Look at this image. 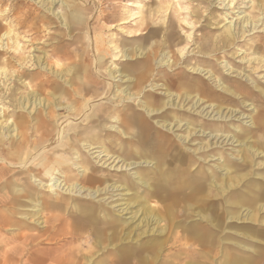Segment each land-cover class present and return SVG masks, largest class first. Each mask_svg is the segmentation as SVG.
<instances>
[{"label":"rangeland","instance_id":"374dc122","mask_svg":"<svg viewBox=\"0 0 264 264\" xmlns=\"http://www.w3.org/2000/svg\"><path fill=\"white\" fill-rule=\"evenodd\" d=\"M4 1H6V5H0V10H3L1 13H5L8 10L11 13L9 17L0 19V26L9 27L12 30L16 24L14 19L15 14L26 9L30 13L26 21L30 24H35L36 28L34 27L30 31L31 35L22 32L23 26L19 28V31L14 29L11 32L17 34L15 46H18V50L23 56L28 55V53L34 54L37 51L34 48L42 47L46 51L45 61L48 64L57 69L69 67L76 74L80 70H84L83 63L86 56L88 57L89 72L96 71L97 67H95V64L92 65L91 62L94 59L93 52L96 54L99 52L103 55V73L106 74L110 67L112 70L114 69L113 75L117 77L113 79V83L122 84V86H125L129 82L126 77L118 80V72L115 73V71L126 69L131 76L137 77L139 74V63L144 59L151 60L150 64H152L153 72L157 73L156 77L159 74L169 77L168 84H177L183 78L187 82L197 86L202 93H206L204 99L206 101L201 100L196 102L195 106H192L197 97H194L190 102L188 99L184 100L183 97L177 107H170L169 110L176 112L178 115H188L196 119L195 124L198 125L197 129L204 122L225 124L227 128L231 127L230 129L233 128V125H236L238 128L249 129L254 136L253 138L261 140V131L256 127H251L248 122L249 118L238 117L242 111L245 114L247 112L252 113L253 111L251 110L253 106L243 105V101L246 98H243L241 94L251 95L252 93V100L256 110L264 112V12H262V9L257 10L256 7L253 8L252 5H255V2L252 0H73L84 18L82 23L75 29H70L71 31H68L66 27L61 25L51 11L44 10L37 0ZM65 3L55 2L51 9L54 13H59L66 9L65 5L67 3ZM35 8H39V10H35ZM261 8H264V2ZM35 15L37 16L36 19L33 18ZM244 17H248V21L251 20V22L257 19L260 21L256 23L255 27H253L254 23H251V25L247 24L246 26V24L242 23ZM229 24L231 26L230 29H232L231 31L236 34L235 40L231 44L223 43L220 34ZM37 29H39L38 36L36 35ZM203 37L208 39L205 41ZM38 39L41 41H37ZM90 40L91 42L89 43ZM95 41L99 45L97 47L98 51H94L96 50ZM10 42H8V45H10ZM4 45H7L6 40L0 46V56L2 58L8 56V51L12 49V47L7 49L8 45L6 47ZM157 45L161 46V50L157 59L153 61V57L149 56V52L155 49ZM140 47L144 48L141 54H139L140 50H138ZM123 50L128 51V57L121 56V51ZM4 51L6 53L2 54ZM166 53V57H170L173 54V57L169 59L170 61L175 60L174 65L169 66L166 63H157ZM12 55L11 53L10 56ZM191 67L198 68V70L193 71ZM34 69V65L28 67L29 71L34 72ZM207 71H211L216 78H219V75H221L222 79L227 81V83H233L238 86L241 94L234 95L221 90L220 86H217V80L214 79L213 75L209 76ZM15 74V72L12 73V78L6 80V84L9 82L21 83V89L8 96L7 92L1 91L0 93V95H3V98L0 99V106L3 107L1 111L4 110L9 114L13 108L9 100H14L15 97L20 96V92L24 90V86L28 80L24 76L18 79ZM42 75L43 77L47 76L46 79L52 84H62L55 75L48 71L44 70ZM155 80L151 82L153 83ZM3 82L5 80H0V88ZM156 82L160 84L163 83V80L157 79ZM148 85H150V82L147 83L145 89L149 91L150 86ZM150 91L154 96L166 99L162 89L154 91L150 89ZM222 94L233 99L236 106H231L235 108L232 114L231 107L223 106L220 112L225 117H218L215 114L216 110L214 106H212V103L208 99L221 96ZM247 99L246 105L251 102L249 98ZM176 100L174 99L175 102H177ZM93 101L101 103L104 100H100L97 97ZM226 104H229L228 101ZM27 109L30 110L31 106ZM59 111L61 114L58 117L66 115L64 110L60 109ZM17 114H20L23 124L28 125L29 118L27 111L19 110ZM62 120L60 119L59 123ZM9 122H11V117L8 120ZM64 124L61 125V128ZM152 124L150 133L156 135L157 133L153 130L159 131V135H156V145L150 147L153 150L143 148L136 137L131 138L129 147H138L141 153L148 155L153 160H158L157 166H154V163H143V159H129L127 157V160H135L137 163L131 167H121L119 165H121L122 161L119 158H110L109 156H105V153L97 156L100 148H93L87 152V149L81 147L80 143H78L81 152L88 158L89 173L93 175L94 179L104 178L110 181H117L118 183L122 181L121 183L128 186L129 191H125L120 187L118 190H108L107 195L101 194L99 197L94 198L93 196H85L86 192H82L81 194L77 192H64L66 185L56 190L58 194H61V198L63 199L71 197L72 199L85 200L93 204H102L107 210L118 215L117 208L119 206H116V208H113V206L125 202V199H130L136 191L140 195H146L149 198V190L147 191L146 187H143L132 179L131 173L137 170L156 188V191L158 190V195L151 198V200H155L159 208L171 204L173 198L180 199L177 204H172L171 220L167 221V230L163 234H151L147 230L144 235L138 236L139 243L142 244L141 246H134L136 244L134 241L125 242L128 245L123 246H125L126 251L130 254L126 253L120 256L117 250L121 249L120 247L122 246L115 249V251L110 250L109 247V249L97 255L94 261H102L103 264H223L224 255L231 253L240 259L235 260L234 263L228 262L227 264H264V222L252 223L254 227L251 228L254 229L251 230L248 227L249 223L245 224L242 218L234 220L230 227L240 233H249L252 235L251 237L234 233H227L228 235L225 236L223 234L219 235L222 239L228 238L240 241L249 246V248L235 247L229 244H224L220 247H200L196 246L194 244L196 240L192 239L189 245L186 246V248L188 247L186 250L184 247L176 249L173 243H176L178 237L184 235L185 230L189 227L207 229L218 233L224 227L222 223L224 217L226 218L228 214L239 212L237 204H234V199L240 195V189H229L225 192H219L214 189L207 191L209 189V181H200V185L198 183L188 185L189 182H192V177L186 178L182 182L174 176L171 177L170 186L169 184H164L162 175L168 172L169 169L179 170L183 167L188 174H192V171L203 169L207 177L210 173L215 177H219L222 172L217 168V165L223 158L233 165L237 164L238 161L234 157V154L235 149L239 146L237 142L230 143V141H227L232 133H228L226 139H223V137L213 139V136H205V134H209V129L204 134L201 132L192 133L186 144H183L174 134H184V126L181 129L173 127L172 133L160 128L153 121ZM104 129L107 134L113 133V130L109 127H105ZM217 139L218 141L216 142ZM119 140L126 141L127 137L118 135L114 142ZM54 141L55 139L52 140V143L51 141L47 142L46 149H52ZM206 142L209 143L208 147L200 151L194 150L200 144L203 145ZM248 142H252V138ZM107 147L111 148V152H115V154L120 152L118 145L112 148L107 143ZM170 148L174 152H169ZM66 152H69V149H66ZM212 155L214 156L212 157ZM219 156H222L220 160L218 159ZM262 158L263 154L251 158L252 163L249 164L250 174L247 179L256 180L264 187V161L261 162ZM10 168L12 170L7 172L5 177L13 179L12 175L16 174L20 168L18 165H10ZM70 168L71 173L80 181L81 169H77L74 165L70 166ZM59 175L60 180H62V175ZM42 180L44 181V179ZM6 186L10 188L11 184L8 183ZM32 186L38 190L37 194L39 195L51 194V192H46L45 187L35 186V183ZM194 187H197L199 190L189 193ZM8 191L10 190L8 189ZM112 193L114 194L112 199H107ZM171 193L174 194L172 195ZM12 195L14 196L11 199L13 203L9 201L4 202L8 214L4 215V217L12 220V225L17 220L13 214V209L17 205L24 209L27 216L35 213L26 220L29 227L24 231H18L23 232L19 233V235L24 236V240L22 239L23 241H21L22 244L28 246L29 241H31L28 234L33 233L40 235L44 242L49 241L51 244H58L60 247L63 246L65 250L71 249L69 251H72L73 254H83L84 256L94 254L95 250L89 249L87 244L83 242L82 246L79 247L80 249L74 246V244H77L76 241H73L70 238L71 236L66 234L65 222L67 219H64L60 223L59 221L46 222V218L49 217L48 212L43 210L35 211L37 207L33 208L35 206L40 207L38 203L25 198H17L15 194ZM36 197L38 198V196ZM37 198H34V200ZM155 203L151 205H155ZM133 207L129 206L126 211L120 213L122 215L120 218L122 220L128 218L132 214L130 211L134 210ZM197 212H200V214L195 215L194 213ZM258 215L259 219L260 217H264V209L259 210ZM37 220L43 222L38 225L36 223ZM136 223L137 220L134 218L133 222L129 221L127 225L131 226V224L134 225ZM57 224H60V227H56ZM5 230L13 231V228L10 227ZM140 231L141 228L135 229L132 237ZM252 237L259 238V241H255ZM24 241H28L29 243ZM105 243H109V241L107 240ZM138 248L143 249L141 254L135 253L138 251L135 249ZM31 249H34V247ZM55 252L52 251L51 254ZM138 258L139 261L141 260L140 263ZM224 262L226 263V261Z\"/></svg>","mask_w":264,"mask_h":264},{"label":"bare ground","instance_id":"6f19581e","mask_svg":"<svg viewBox=\"0 0 264 264\" xmlns=\"http://www.w3.org/2000/svg\"><path fill=\"white\" fill-rule=\"evenodd\" d=\"M37 1L44 10L48 12L51 11L58 19L59 23L66 27L68 31H71L70 29H75L83 21L84 16L76 7L73 0ZM252 1L255 2V5H252L253 8L256 7L257 10L262 9V12H264V8H261L264 0H257V2L256 0ZM55 2H66V9L59 13H54L51 8ZM5 3L6 1L0 0V5H6ZM35 10H39V8H35ZM2 11L3 10H0V19L10 16L11 12L9 10L5 13H1ZM28 15H30L28 9L15 14L14 19L16 24L13 26L12 30L9 27L0 26V46L3 45L4 40H6L7 45L8 42L11 41L7 49L12 47L10 51L14 55L10 56L11 53L8 51V56L3 55V58L0 56V80H5L3 84L1 83L2 87L0 88V93L1 91L4 93L7 92L8 96L21 89V83L9 82L6 84V80L12 78V73L15 72L18 79L22 76L28 78L24 90L20 92V96L15 97L14 100H9L13 107L12 112L9 114L4 110L1 111L3 107L0 106V170H3L0 173V199L13 203L11 199H13L14 196L12 194H15L17 198H25L38 203L40 207L35 206L33 208L37 207L35 211L43 210L48 212L47 214L49 217L46 218V222L59 221L60 223L63 222L64 219H67L65 222L66 234L70 235L73 241H76L77 244H74L76 248H79L84 243L87 244L89 249L95 250L94 256H84L83 254H73L72 251H69L71 249H68L63 252L64 256L59 259L60 257L58 258L57 251L51 254L49 250H46V253L44 249H38L30 258V262L32 264H37L48 257L50 262L48 264H103L102 261H94L95 257L104 250L109 249V247L110 250L115 251V249L122 246L123 248L120 247L121 249L117 251H119L118 254L120 256H123L129 253L125 249V246L128 245L127 243L125 244V242L134 241L136 243L134 246H141L142 244L139 243L138 236L144 235L147 230L151 234L157 233L159 235L167 230V221H170L172 216V204H177L180 199L173 198L171 204L159 208L155 203L156 201L154 199V201L151 200V198L158 195V190L156 191V188L145 179L140 171L136 170L132 172V179L143 187H146L147 191L149 190V198L146 195H140L138 191H136V193H133L134 196L130 199H125V202L113 206V208L119 206L117 208V212H119L118 215L107 210L102 204H93L92 202L72 199L71 197L63 199L61 198V194L56 192L59 188H63L64 185H66L64 192H77L78 194L86 192L85 196H93L94 198L99 197L101 194L107 195L108 190H118L120 187L125 191H129L128 186L121 183L122 181L118 183L117 181H110L104 178L94 179L93 175L89 173L88 158L83 155L78 143H80L81 147L86 148L87 152L93 148H100L97 156L101 153H105V156H109L110 158H119L122 161L121 165H119L121 167H131L137 163L135 160H127V157L129 159H143V163H154V166H157V163H159L158 160H153L149 158L148 155L141 153L138 147H129L131 138L136 137L143 148L153 150L150 147L156 145V135H159V131L153 130L157 133L156 135L150 133V129H152L153 126L152 121L160 128L171 131L172 133L173 127L181 129L184 126V134H174L183 144H186L192 133L201 132L204 134L205 131L209 129V134L207 133L205 136H213V139H216V137H218V139H220V137L226 139L228 133H232L227 141H230V143L237 142L239 146L235 149L234 154V157L238 161L237 164L233 165L223 158L217 165V168L222 172L219 177H215L211 173L207 177L203 169H198L197 171H192V174H188L183 167L179 170L169 169L168 172L162 175L164 184H169L170 186L171 184L169 182H171V177L174 176L177 180L182 182L186 178L192 177L193 180L189 182L188 185L193 183H198L200 185V181H209V189H207V191L214 189L219 192H225L229 189H240V195L234 199V204H237L239 212L228 214L226 218L224 217L222 222L224 227H222L218 233L207 229L189 227L185 230V234L179 236L176 243H173L176 249L184 247L186 250L188 248H186V246L189 245L192 239L196 240L194 244L200 247H220L224 244H229L235 247L249 248V246L240 241L228 238L222 239L220 235L223 234V236H225L228 235L227 233H234L251 237L252 235L249 233H240L232 229L230 227L232 222L242 218L245 224L249 223L248 227L251 230L254 229L251 228L254 227L253 224L264 222V217L258 218L259 210L264 209V187L256 180L247 179L250 174L249 164L252 163L251 158L263 154L261 162L264 161V112L256 110L252 100V93L251 95L241 94L238 86L233 83H227V81L222 79L221 75H219V78H216L211 71H207L209 76L213 75L214 79L217 80V86H220L221 90L234 95L241 94L243 98H246L243 101V105L253 106L251 109L253 110L252 113L247 112V114H245L242 111L239 113L238 117L249 118L248 122L251 127H256L261 131V140L253 138L254 136L249 129L238 128L236 125H233V128L230 129L231 127L227 128L225 124L204 122L203 125H199V129H197L196 127L198 125L195 124L196 119L188 115H178L176 112L169 110V108L177 107L183 97L184 100L188 99L189 102L192 101L194 97H197L195 103L192 105L195 106L196 102L201 100L206 101L204 100L206 93H202L197 86H194L183 78H181L180 82L177 84H168L167 81L169 77L163 74H159V76L156 77L157 73L153 72L152 64H150L151 60L144 59L139 63V74L137 77L134 75L131 76L126 69L115 71V73L118 72V80H122V78L126 77L129 82L125 86H122V84L113 83V79L117 77L113 75L114 69L112 70L110 67L106 74L103 73V55L99 52H97V54L93 52L94 59L91 62L92 65L95 64V67H97L96 71L89 72L88 57L86 56L83 63L84 70H80V72L76 74L73 70H70L69 67L57 69L48 64L45 61L46 51L42 47L36 46L37 48L34 49L37 51L34 54L28 53V55L23 56L18 50V46H15L17 34L11 32H13L14 29L19 31V28L23 26L22 32L31 35L30 31L35 27V24H30L26 21ZM36 17L35 15L33 18L36 19ZM248 19V17L242 19V23L246 24V26L247 24L251 25V23H254L253 27H255L256 23L260 21L257 19L251 22V20L248 21ZM38 26L40 27L39 24ZM230 27V24L227 25L220 33L223 43L231 44L235 40L236 34L231 31L232 29H230ZM38 32L39 29L36 30L37 36L39 35ZM87 39L89 40L88 37ZM207 39L204 38L203 40L206 41ZM37 41L40 42L41 40L38 39ZM90 42L91 40L89 43ZM98 46L99 45H97L95 41L96 50L94 51H98ZM138 50H140L139 54H141L144 48L140 47ZM160 50L161 46L157 45L155 49L149 52V56L153 57V61L157 59ZM5 53L6 51L2 54ZM166 55L167 53L162 56L157 63H166V65L169 66L174 65L175 60L172 58L173 60L170 61L169 59L173 57V54L170 57H166ZM121 56L128 57V51H121ZM31 65L35 66L34 72L28 70V67ZM191 68L193 71L198 70V68L195 67ZM44 70L55 75L62 84H52L46 79L47 76L43 77L42 72ZM199 71H201V69H199ZM154 79H162L163 83L159 84L156 80L152 83L151 81ZM149 82L150 85L148 86H150V88L148 91V89L145 88ZM150 89L152 91L162 89L166 99L164 100L162 97L154 96ZM97 97L104 101L101 103L94 102V98ZM2 98L3 95H0V99ZM247 98H249L251 102H248L249 104L246 105L248 101ZM174 99H177V102H175ZM208 101L214 106L216 110L215 114L218 115V117H225L222 116L220 112L223 106L229 108L231 106H236L233 99L223 94L221 96L209 98ZM227 101L229 104H226ZM30 106L31 109L28 110L27 108ZM231 108L232 114L235 108ZM60 109L64 110L66 113L65 116L58 117L61 114L59 111ZM19 110L27 111L29 118L28 125L23 124L20 114H17ZM10 117L11 122L8 123ZM60 119H63L61 123H59ZM62 124H64V126L61 128ZM105 127L112 129L113 133L107 134V132L104 131ZM218 133H220L219 136H217ZM118 135L126 136L127 140L114 142ZM251 138L252 142L249 143L248 140ZM53 139H55L53 143L54 147L52 149H46L47 142L51 141L52 143ZM107 143H109L112 148L118 145L120 152L117 154L111 152V148L107 147ZM208 145V142L203 145L200 144V146L196 147L194 150H203L208 147ZM66 149H69V152H66ZM171 149L172 148L169 149V152H174L173 149ZM213 156L214 155H212V157ZM221 158L222 156H219L218 159L220 160ZM10 165H18L20 168L16 174L12 175V177H14L13 179L5 177L6 173L12 170ZM73 165L77 169H81L80 181L71 173L70 166ZM59 174L62 175V180H60ZM42 179H44V181ZM8 183L11 184L10 188L6 186ZM33 183H35V186L45 187L46 192H51V194H37L38 190L32 186ZM8 189L10 191H8ZM197 190L199 189L194 187L189 193H193V191ZM171 194L173 195L174 193ZM36 196H38V198ZM113 196L114 194L112 193L107 199H112ZM34 198L37 199L34 200ZM164 199L166 198L164 197ZM152 203H155V205H151ZM121 205H123V207H121ZM129 206H134V210L130 211L132 214L128 218L122 220L120 218V216H122L120 213L126 211ZM0 214L3 215L2 212ZM13 214L15 218H17L12 225L13 230L24 231L29 227V224L26 222L27 218L32 217L35 213L27 216L24 209L17 205L16 208L13 209ZM194 214L199 215L200 212ZM134 218H136L137 223L134 225L131 224V226L127 225L129 221L133 222ZM41 222L38 220L36 221L38 225H40ZM210 223L214 225L212 222ZM56 227H60V224H57ZM134 228L136 230L141 228V231L132 237L135 231ZM28 237L31 239L28 246L23 244V247L26 249L25 251L28 253L32 251L31 248L46 244L38 234L30 233ZM253 239L259 241V238ZM107 240L109 243H105ZM47 244H50L49 241ZM135 250H138L135 253L141 254L143 249L138 248ZM20 253L21 250L19 249L17 254L20 255ZM239 259L240 258L236 255L226 253L223 258L226 263L223 261V264H227L228 262L234 263L235 260ZM140 262L141 260L139 263Z\"/></svg>","mask_w":264,"mask_h":264},{"label":"crops","instance_id":"0c3cea01","mask_svg":"<svg viewBox=\"0 0 264 264\" xmlns=\"http://www.w3.org/2000/svg\"><path fill=\"white\" fill-rule=\"evenodd\" d=\"M2 171L0 170V173ZM3 201L4 200L0 199V213L1 212L3 213V215L0 214V264H15V263L16 264H32L30 262L31 260L30 258L32 257L34 253L38 251V249L39 250L44 249V252H46V250L47 251L49 250L51 252L57 251L58 258L60 257L59 259H61L64 256L63 252L65 249L63 246L60 247L58 246V244H51V243L47 244V242H45L46 246L45 245L35 246L34 249H32V251H30L29 253L26 252L25 247H23V244L20 242L24 240L23 239L24 236L19 235V233H23V232H18L17 230L15 231L5 230V229H9L10 227H12V220L4 217V215L7 214V211H6L7 209L5 208V204H4L5 201L4 202ZM24 242L29 243L30 241L29 242L24 241ZM19 249L21 250L20 255L17 254V251H19ZM23 253H25V255L22 256ZM42 263L43 264L50 263L48 257L43 259V261H40L37 264H42Z\"/></svg>","mask_w":264,"mask_h":264}]
</instances>
